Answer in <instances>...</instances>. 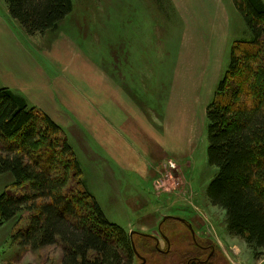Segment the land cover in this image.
Returning <instances> with one entry per match:
<instances>
[{"label": "rangeland", "instance_id": "rangeland-1", "mask_svg": "<svg viewBox=\"0 0 264 264\" xmlns=\"http://www.w3.org/2000/svg\"><path fill=\"white\" fill-rule=\"evenodd\" d=\"M72 3L71 14L56 31L31 36L35 40L33 46L40 42L39 45L56 51L64 47H55L59 43L72 42L82 56L95 61L104 73L118 74L117 79L126 89L127 82L133 78H130V73L134 72L121 70L131 68L133 64L138 74L139 89L152 100L141 96L138 103L151 108L155 120L157 115L168 116V102L176 103L177 114L186 117L175 120L177 128L187 126L193 144L183 160L170 155L167 157L175 168H170L167 163L169 170L165 175L170 181L160 182L161 192H156L152 182L158 179L160 171L146 182L132 170L118 171L113 167L117 171L116 181L107 177L105 169V179L102 178L99 167L95 166L100 165L99 159L94 160L91 153L100 158L105 156L104 153L94 151L91 141L79 149L82 145L70 132L74 126L67 128L68 141L82 169L85 186L97 200L105 217L128 234L132 231L147 233L148 230L141 227L144 218L145 221L157 220L158 225H163L160 231L169 240V253H164L167 248L160 240L161 254H139L145 264H182L180 257L189 246L194 245V238L200 245H211L202 254L210 264H229L222 250L226 251L232 264H264V252L256 257L242 240L227 233L224 212L212 206L205 195L216 173L215 167L207 161L205 108L227 68L232 43L248 38L231 0H72ZM3 10L7 7L4 0H0V15ZM10 19L13 33L15 30L30 37L17 22ZM138 32L143 33L140 41ZM153 43L154 55L146 54L149 50L146 48H151ZM125 46L128 52H124ZM138 46L142 52L145 51L144 62L147 61L152 70H137V64L143 63L142 54L138 55ZM126 65L129 67H124ZM179 178H182L184 187H181ZM11 180L9 175L0 176V194L5 190L13 195L28 192V189L9 187ZM166 190L172 192L162 193ZM154 211L161 215L152 218L147 215ZM168 212L173 214L169 217L192 224L194 237L179 221H161L164 216L168 217ZM28 218L26 213H22L0 227V264H60L63 248L59 243L29 251L13 242L12 235L28 227ZM157 230L155 236L159 237ZM141 262L137 257L131 264Z\"/></svg>", "mask_w": 264, "mask_h": 264}, {"label": "trees", "instance_id": "trees-1", "mask_svg": "<svg viewBox=\"0 0 264 264\" xmlns=\"http://www.w3.org/2000/svg\"><path fill=\"white\" fill-rule=\"evenodd\" d=\"M27 36L54 32L71 14L72 0H4ZM248 38L232 43L227 68L205 109L207 161L216 173L209 203L225 214L227 233L259 256L264 252V2L231 0ZM26 194H0V227L26 213L29 225L12 235L20 248L62 246L60 264H131L139 254H161L150 235L130 236L105 217L87 190L63 129L0 88V176ZM8 188V187H7ZM182 264H210L193 240ZM199 246V247H198Z\"/></svg>", "mask_w": 264, "mask_h": 264}, {"label": "crops", "instance_id": "crops-1", "mask_svg": "<svg viewBox=\"0 0 264 264\" xmlns=\"http://www.w3.org/2000/svg\"><path fill=\"white\" fill-rule=\"evenodd\" d=\"M11 21L8 11L3 10L0 15V88H9L23 97L29 107L44 112L63 128L67 140L66 129L74 126L70 132L82 145L79 149L91 141L92 149L100 150L105 155L100 158L96 153H91L94 160L99 159L97 161L101 166H95L99 167L102 178L105 179L107 170V177L116 181V168L118 171L132 170L147 182L160 171L158 179H153L152 184L156 192H161L158 184L168 179L165 174L168 173L167 163L170 159L167 157L170 155L171 158L183 160L193 147L187 126L177 128L175 120L186 117L177 114L176 103L168 102V116L157 115L155 120L152 109L138 103L141 96L149 101L151 99L139 89L138 74L133 64L131 68L121 70L134 72L130 73V78H133L127 82L126 89L117 79L118 74L104 73L95 61L82 56L72 42L59 43L55 47H64L56 51L39 45V41L35 47L33 37H25L15 30L13 33ZM14 25L17 27V24ZM137 34L139 41L142 40L143 33ZM150 47H145L149 49L146 54L154 55V43ZM123 50L128 52L127 46ZM138 50V55L143 56V63L137 64V70H152L153 67L144 62L145 51L142 52L140 46ZM141 75L144 78V73ZM181 179V187H184ZM163 192L171 193L172 190ZM147 215L152 218L161 214L154 211ZM168 215L173 214L168 212ZM156 221H145L144 218L141 227L148 231L142 234L155 236L157 229L162 230L163 225H158ZM221 252L232 264L226 251Z\"/></svg>", "mask_w": 264, "mask_h": 264}, {"label": "water", "instance_id": "water-1", "mask_svg": "<svg viewBox=\"0 0 264 264\" xmlns=\"http://www.w3.org/2000/svg\"><path fill=\"white\" fill-rule=\"evenodd\" d=\"M168 218H171V217H164L163 218V221L164 220H166V219H168ZM177 221H179V222H181V223H183V224H185V221L184 220H182V219H178V218H175ZM186 227L190 230V232H191V234H192V236L194 235V233H193V230H192V228H191V225L190 224H186ZM133 233H135L134 231L133 232H130V236H132L133 235ZM161 236V238L163 239V241H165L166 243H168V240H167V238L164 236V235H160ZM153 237V236H152ZM155 240H156V244H159V241H158V238H155V237H153ZM137 257L138 258H140L141 260H142V262H141V264H145V261L143 260V258H141L140 256H138L137 255Z\"/></svg>", "mask_w": 264, "mask_h": 264}, {"label": "flooded vegetation", "instance_id": "flooded-vegetation-1", "mask_svg": "<svg viewBox=\"0 0 264 264\" xmlns=\"http://www.w3.org/2000/svg\"><path fill=\"white\" fill-rule=\"evenodd\" d=\"M159 234H162V232L159 230V232H158ZM159 240H160V238H159ZM164 244L166 245V248H167V251L166 252H164V253H169V240H168V243H166L165 241H164ZM199 244V243H198ZM200 245V244H199ZM209 246H211V245H209ZM209 246H203V245H200V248L203 250V249H209ZM199 247V246H198ZM159 248V247H158ZM160 252H161V250H159Z\"/></svg>", "mask_w": 264, "mask_h": 264}, {"label": "built area", "instance_id": "built-area-1", "mask_svg": "<svg viewBox=\"0 0 264 264\" xmlns=\"http://www.w3.org/2000/svg\"><path fill=\"white\" fill-rule=\"evenodd\" d=\"M168 166H169L170 168H173V169L175 168V165H174V163H173V162H171V161H169V162H168Z\"/></svg>", "mask_w": 264, "mask_h": 264}]
</instances>
